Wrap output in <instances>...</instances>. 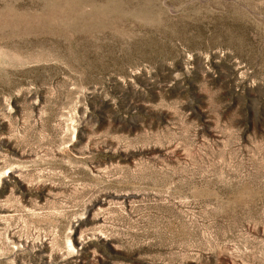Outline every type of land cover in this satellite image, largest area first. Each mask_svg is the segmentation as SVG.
Masks as SVG:
<instances>
[{
	"label": "rangeland",
	"instance_id": "374dc122",
	"mask_svg": "<svg viewBox=\"0 0 264 264\" xmlns=\"http://www.w3.org/2000/svg\"><path fill=\"white\" fill-rule=\"evenodd\" d=\"M0 264H264V0H0Z\"/></svg>",
	"mask_w": 264,
	"mask_h": 264
}]
</instances>
